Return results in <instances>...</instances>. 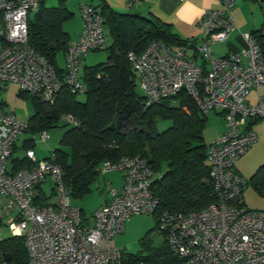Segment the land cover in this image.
I'll use <instances>...</instances> for the list:
<instances>
[{"label":"built area","instance_id":"obj_1","mask_svg":"<svg viewBox=\"0 0 264 264\" xmlns=\"http://www.w3.org/2000/svg\"><path fill=\"white\" fill-rule=\"evenodd\" d=\"M42 1L0 0V89L15 83L21 92L52 104L63 85L73 95L86 93L83 59L90 52L104 51L107 41L99 11L81 5L82 33L69 43L60 80L27 40L28 17ZM220 5L218 10H204L197 21L203 38L194 47L195 58L185 49H169L153 41L140 53L129 52L127 60L146 106L185 91L202 115L218 112L226 124L225 132L207 145L206 152L215 202L202 211H165L158 217L157 230L169 250L181 264H264V211H250L241 204L245 182L234 171L256 141L247 122L264 120V98L259 95L264 90V57L250 34L242 36L243 51L213 57L210 47L225 42L235 29L231 16L235 0H221ZM199 58L204 66L197 63ZM251 92L256 93L254 105L248 102ZM61 121L80 124L72 114L61 115ZM27 131L28 122L5 112L0 102V227L7 226L11 236L24 238L26 264H149L127 261L114 238L130 217L154 212L158 202L151 188L159 173L139 156L103 162L99 175L119 172L122 186L108 187V202L93 213L89 224L70 202L54 153L38 160L29 148L24 155L30 165L13 169V148ZM38 136L46 142L49 135L43 130ZM47 178L54 182L56 200L39 206L37 187Z\"/></svg>","mask_w":264,"mask_h":264},{"label":"trees","instance_id":"obj_2","mask_svg":"<svg viewBox=\"0 0 264 264\" xmlns=\"http://www.w3.org/2000/svg\"><path fill=\"white\" fill-rule=\"evenodd\" d=\"M242 1L264 5V0ZM94 8L99 9L110 41L104 50L107 52L106 61L82 69L81 78L87 88L82 101L65 85L52 104L19 90L18 96L29 100L33 110L27 132L39 133L55 128L63 114H72L79 119L80 124L68 128L62 135L60 147L52 152L62 170L70 198L82 199L91 192L103 162L139 156L155 173L165 166L163 174L155 179L151 188L158 202L152 212L156 219L155 229L159 215L165 211L198 212L206 209L215 202L206 161L207 145L203 139L207 116L200 113L185 91L146 106L145 96L139 93L138 77L127 60L129 52L140 53L153 41L169 49L193 51L197 43L181 39L169 24L159 19L119 14L105 3ZM71 17L66 0H58L53 8H46L42 1L38 10L28 17V44L54 69L60 80L64 72L57 66L56 58L59 53L65 55L67 52L70 39L63 25ZM249 34L257 41L264 57L263 27ZM193 57H196L195 53ZM201 65L205 63L201 61ZM157 121H169L171 125L159 132ZM32 144L26 140L21 146H14L10 158L14 170L30 165L25 156L20 158L16 153L19 149L32 148ZM249 184L264 197V166L257 170ZM37 194V205H50L40 186ZM5 259H9L8 264L27 263L23 237L10 236L0 240V262L4 263ZM126 260L132 263L181 264L165 241L155 252L146 256L137 254Z\"/></svg>","mask_w":264,"mask_h":264},{"label":"rangeland","instance_id":"obj_3","mask_svg":"<svg viewBox=\"0 0 264 264\" xmlns=\"http://www.w3.org/2000/svg\"><path fill=\"white\" fill-rule=\"evenodd\" d=\"M231 16L236 26L238 19H241L242 22L250 28L249 32L251 30H258L262 27V25H264V5L260 6L258 3L235 0V6L231 11ZM107 43L109 45L110 41L108 40ZM185 50L189 51V54H193L194 52L192 49ZM210 50L214 58L221 57L225 52V44H213L210 47ZM106 58V51L93 52L84 60V64L86 66H93L95 64L105 62ZM56 61L58 66L64 65V58L61 53L57 55ZM197 63H201L200 58ZM18 92L19 86L17 84L8 83L6 84L5 89H0V101L3 103V110L5 112H10L14 114L19 121L27 123L33 114V110L30 101L19 97ZM139 93H141L140 90ZM77 99L82 101L84 99V95H78ZM170 125L169 121H157L156 129L157 131L162 132ZM223 125L224 120L219 115H216L214 112L207 115L206 126L203 131V137L206 145L209 144L212 136L221 130ZM70 127L71 125L61 121L57 127L47 130L49 136L46 142H40L38 140L39 133H23L18 139L17 146H21L23 141L32 140V149L35 152L36 158L38 160L48 158L52 152L60 147L62 135ZM257 128L259 129L258 132H260L261 129L264 130V120H261ZM16 155L23 157L24 153L21 149H19ZM164 169L165 166H163V168L159 171V175L163 174ZM250 170L251 168L249 167V175L244 177L245 181L248 180L250 174L253 172ZM246 185L247 187L244 190L246 208L250 211L264 210V206L262 207V205H264V198L258 196L250 185ZM109 186H112L115 189L122 186V175L119 172H110L104 176L99 175L96 181L92 184L91 192L88 195L84 196L82 199L70 198V202L73 206L81 210L83 215L88 218L91 216L92 212L96 210L106 198L109 197ZM41 189L50 203L55 202L56 196L52 191L54 189V182L51 178H47L46 182L42 184ZM155 226L156 219L153 213L148 212L130 217L125 222L122 233L114 238L116 247L123 250L126 258L137 254L146 256L157 251L163 246L164 239L158 230L155 229ZM10 236L11 233L8 227L1 226L0 240ZM144 242L146 243L145 246L142 245Z\"/></svg>","mask_w":264,"mask_h":264},{"label":"crops","instance_id":"obj_4","mask_svg":"<svg viewBox=\"0 0 264 264\" xmlns=\"http://www.w3.org/2000/svg\"><path fill=\"white\" fill-rule=\"evenodd\" d=\"M102 3H105V5H107L111 10L119 14H134V15H138L141 17H145V18L159 19L160 21L166 24H169L171 26L172 31L181 39L193 40L196 43H199L200 40L203 38V33L197 27V21L199 17L201 16L202 12L207 9L218 10L221 8L219 0H185L182 3H179L176 1H170V0H66V8L72 14V17L70 20L64 23L63 30L65 33L68 34L70 42L77 41L82 33V18L80 14V6L83 4H86V5H91L93 7L99 8L100 5H102ZM129 3H132V7L128 6ZM57 4H58V0H43V5L46 8L56 7ZM260 6H262V4ZM262 27H264V25H262ZM249 29L250 28H248V26L244 24L241 19H238L237 26L235 24L234 31H232L229 34L227 40L223 42L225 44V52L222 54L221 57H224L230 53L243 51L246 47V44L242 36L244 34H249L252 31H255V30H251L249 32ZM105 36H106V41H108L106 33H105ZM107 46H108V43H107ZM93 52H99V51H93ZM93 52L88 53L84 57L83 62H82V67H81V75H82V69L86 66L84 64V60L89 56V54H92ZM62 55L64 58V65H65V55L64 54ZM243 62L245 63L246 61L243 59ZM64 65L62 66L57 65V66L63 70ZM259 95L262 98H264L263 89L259 90ZM248 102L251 105L256 104V93L255 92L250 93L248 97ZM1 105L3 106L2 102H1ZM214 113L216 115H219L224 120L223 116L220 113H217V112H214ZM260 122L261 120L259 119L247 122V128L249 131L255 134L256 141L249 147L246 154L243 155L237 161L234 167L235 174L241 180L245 182V186L243 188L242 195H241V202L243 203L245 207H246V204L244 200V190L247 187L246 184L251 186V184H249V180L256 174L257 170L260 167L264 166V130L261 129V131L258 132L259 129L257 128ZM225 130H226V124L224 121L223 127L221 128L219 132H217L214 136H212L211 140L209 141V144L213 142L220 134L224 133ZM29 141L32 142V140H29ZM249 167L251 168L250 171H253V172L250 174L248 180L245 181L244 177L249 175L248 174ZM41 186L42 185H40V190L43 193ZM254 192L257 194L255 190ZM261 198H264V197H261ZM107 202H108V198H106L97 209L104 206ZM48 203L54 204V202L50 203L49 201ZM263 206L264 205H262V207ZM261 211H264V210H261ZM93 212L91 216L88 218L84 216L85 219L89 220V224H91Z\"/></svg>","mask_w":264,"mask_h":264},{"label":"water","instance_id":"obj_5","mask_svg":"<svg viewBox=\"0 0 264 264\" xmlns=\"http://www.w3.org/2000/svg\"><path fill=\"white\" fill-rule=\"evenodd\" d=\"M5 262H7V263H8V262H9V259H5Z\"/></svg>","mask_w":264,"mask_h":264}]
</instances>
